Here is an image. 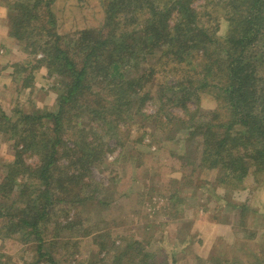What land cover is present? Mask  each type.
<instances>
[{"label":"trees","instance_id":"16d2710c","mask_svg":"<svg viewBox=\"0 0 264 264\" xmlns=\"http://www.w3.org/2000/svg\"><path fill=\"white\" fill-rule=\"evenodd\" d=\"M126 1L109 0L104 10V25L112 30L119 23H129L126 34L118 37L126 36V40L120 42L112 30L87 29L73 36L50 33L55 29L51 7L55 0H9L19 12L10 20L11 32L19 41L25 43L28 29L50 33L48 42L54 48L46 49L44 63L64 87L57 113L24 114L21 128L6 116L0 119V132L16 140L13 162L0 169V236L26 232L38 242L37 259L22 264H60L47 242L46 227L58 202L77 204L79 195L63 200L55 196L61 180L57 168L90 172L110 150L107 144L108 151L86 138L80 149L76 145L75 158L61 163V146L70 131L68 116L83 117L81 110L93 109L92 115L111 119L114 131L120 130L133 117L150 118L141 102L154 99L152 90L158 88L159 99L180 112L167 118L166 125L174 127L167 133L189 145L192 154L184 161L192 166L193 174H204L203 185L209 184L210 173L216 174L213 183L227 191L242 188L248 177L264 176V0H205L202 5H197L198 0H130V5ZM221 20L227 22L223 36L219 35ZM202 93L213 94L218 108L203 111L198 105ZM84 97L88 100L82 102ZM190 104L197 108L190 109ZM45 123L52 127L39 132ZM100 131L104 130L99 125L95 132ZM39 133L54 138L41 139ZM115 145L123 143L117 138ZM27 157H35L36 162L27 163ZM72 179L70 175L69 186ZM91 198L89 194L86 199ZM131 238H123L134 244L121 250L103 245L101 253L105 249L112 258L107 263L104 257L102 264H169L170 257L155 253L150 242L138 247L139 242ZM222 261L213 256L208 262ZM169 262L177 264L172 258Z\"/></svg>","mask_w":264,"mask_h":264},{"label":"rangeland","instance_id":"374dc122","mask_svg":"<svg viewBox=\"0 0 264 264\" xmlns=\"http://www.w3.org/2000/svg\"><path fill=\"white\" fill-rule=\"evenodd\" d=\"M108 1L55 0L51 6L55 29L50 33L73 36L87 29L110 32L112 29L104 25ZM204 2L198 0L197 5ZM126 3L130 5V0ZM14 8L9 0H0V119L6 116L21 128L25 124L21 118L24 114L57 113L64 87L44 63L46 49L54 48V43L48 42L50 33L47 29H28L25 43L19 41L11 32L10 20L19 14ZM129 27L128 22L116 25L112 30L114 39L126 34ZM226 28L227 22L221 20L220 36ZM124 40L126 36L118 41ZM47 44L50 47L46 48ZM153 62L155 59L150 60V64ZM152 94L154 99L141 102L150 118L133 117L129 125L121 124L120 130L114 131L111 119L104 121L92 115L93 109L81 110L88 102L80 108L83 117L68 116L71 123L61 146L62 164L75 158L76 145L80 149L79 144L86 138L96 140L97 145L108 151L107 144L110 150L89 173L68 172L72 167L57 168L61 180L55 196L63 200L79 195L75 199L77 204L58 202L46 227L47 242L58 262L102 264L106 257L109 263L112 257L105 249L101 253V247L121 250L134 244V240L123 238L134 236L131 239L139 242L138 247L150 242L151 250L177 260V264H210L213 256L222 258L224 264H254L256 260L264 264V176L248 177L242 188L227 191L213 183L216 174L210 173L206 177L209 184L203 185L204 174H193L192 166L184 161L192 154L189 145L179 136L167 133L174 130L173 125H166L167 118L180 112L159 99L160 89L154 88ZM85 100L88 98L84 97L82 102ZM217 102L213 94L202 93L198 105L203 111H214ZM139 105L136 101L134 107L138 109ZM190 105L192 110L197 108ZM99 125L104 131L95 132ZM40 127L42 132L52 126L45 123ZM38 136L54 138L40 133ZM10 138L11 134L0 132V169L14 160L16 140ZM117 138L123 145H115ZM26 162L35 163L36 158L27 157ZM70 175L72 186L67 184ZM86 183L90 184L84 189ZM89 194L92 198L86 199ZM224 197L233 203H227ZM233 204L239 208L235 209ZM20 233L0 236V264L37 259L38 242L26 232Z\"/></svg>","mask_w":264,"mask_h":264}]
</instances>
